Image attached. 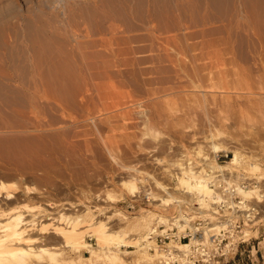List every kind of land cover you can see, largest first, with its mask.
Listing matches in <instances>:
<instances>
[{"label":"rangeland","instance_id":"obj_1","mask_svg":"<svg viewBox=\"0 0 264 264\" xmlns=\"http://www.w3.org/2000/svg\"><path fill=\"white\" fill-rule=\"evenodd\" d=\"M211 83L252 89L259 107L222 111L212 94L238 90ZM35 120L44 130H34ZM0 126L18 129L0 132L4 158L10 144L42 142L66 161L49 171V198L23 200L34 208L68 199L83 203L77 214L95 205L129 219L149 212L158 219L157 205L127 211L131 195L119 180L137 176L140 188L147 172L170 175L182 155L201 150L212 157L197 163L217 171L212 164H228L215 161L216 144L230 158L234 150L250 156L264 171V0H0ZM220 169L242 174L244 190L258 185L263 200L260 171ZM106 194L117 199L104 204ZM246 200L261 211L246 232L264 264V200ZM85 239L97 247L95 237ZM81 255L90 254L82 248Z\"/></svg>","mask_w":264,"mask_h":264},{"label":"bare ground","instance_id":"obj_2","mask_svg":"<svg viewBox=\"0 0 264 264\" xmlns=\"http://www.w3.org/2000/svg\"><path fill=\"white\" fill-rule=\"evenodd\" d=\"M219 79H222V76ZM219 84L215 86L216 84L213 85L211 83V85L217 88H223L225 91L231 88L238 90L235 95L230 91L219 93L218 95L212 94L214 105L219 107L222 111L233 110V112L236 111L241 115L248 109H253V105L259 107V99L257 100L256 94L251 92L252 89L245 90L239 86L236 87L237 84L232 86L231 83L225 84L226 86L223 85V83H221V86H219ZM208 87H210V84ZM41 122L42 121L35 120V131L44 130V125H42ZM30 130L26 128L23 132L25 131L28 133ZM10 131H18V129L14 126H0V132L2 133H9ZM87 134L88 133H85L86 136ZM1 137L3 138V136ZM205 140L208 142L207 138L204 139V141ZM40 144H42L41 147L40 145L33 147L25 144L26 146L22 145V147L18 146L15 148H12L13 146L10 147V144L9 149L7 148L6 150L7 157L5 158L3 157L5 156L3 155L4 153L2 154V151H0L3 157H0V168L6 169V172L8 171L10 174V176H7L8 174L0 175V264H160V259L164 257L163 252L161 253L160 250L155 247V253L150 254L147 249L148 246L155 245L154 242L148 240V233L157 219L152 212L142 217L129 219L120 212L107 211V207L97 208L95 205H88L86 209L82 210V214H77L76 209L82 202L80 203L78 200L74 201L68 199L59 202L49 201L48 203L46 202L47 204H45L46 206L44 207L39 205V208L28 206L26 202H24L26 199L34 198V196L37 199H43L45 196L49 198V196H47L48 194L46 195V193H48L46 190L47 187H44L47 183L46 180L48 178L51 179L49 177V171L57 163L64 161L60 160L57 151L52 148V146L49 147L50 143H46V146L45 144L43 145L42 142H40ZM70 145L71 147H75L73 140L69 142V146ZM62 147L65 146L62 145ZM69 151L66 150L68 153ZM201 151H197L196 154L191 156L182 155V157L193 158L199 163L203 160L198 159L202 158L209 161L208 159H211L212 156H205ZM212 151L217 155V153L221 151V148L216 144L213 146ZM63 154L66 153L64 152ZM215 161L217 162L216 159ZM155 162L157 165L159 164V166H161L164 165L166 161L156 159ZM182 162V160L177 164L172 162V164L180 169L175 190L185 189V191L193 194L204 195L209 197V201L212 188L206 183L203 170L198 171L194 170L193 167H184ZM227 164L228 166H217L212 164V167L219 168L218 170L216 169L217 171H224L220 168L230 169L232 166L242 167L246 172H251V170H254V172L260 171L259 178L257 179H264V171H262L260 163L250 162V156L243 155L237 150L233 151V157L227 161ZM63 166H65V164ZM50 174L52 176V172ZM241 176L242 174H239L238 177H235L237 179H242ZM12 179H17L19 184L12 185ZM35 179L38 181L40 180L41 186L38 188L34 187V185H30V182H33ZM192 179L195 181V183L193 182L194 184L192 183ZM9 180L12 181L10 182ZM138 182L139 178L137 176H131V178L127 180H119V185L127 194L133 195L139 189ZM46 185L48 186L49 184ZM157 186L163 187L159 182H157ZM239 194L245 199L256 200L254 201L256 204L264 200V198L263 200L261 199L263 193L258 185L250 186L248 190H244L241 187L239 189ZM89 195L90 198H93L91 194ZM100 196L101 195L97 194L95 198ZM121 196L122 193L118 197ZM100 199L104 204H109L110 202H114L117 198L114 195L106 194L104 199ZM170 200H173V198H167L164 202L169 203ZM42 201L43 200H41V202ZM44 201L46 200L44 199ZM208 201L204 198L199 199V202L206 206H208ZM97 209L101 212L100 214H96ZM45 219L46 221L48 220V222H45ZM113 222H116V229L111 225ZM216 226L219 228L218 225ZM87 233L89 236L96 238L97 247L86 241L85 235ZM169 246L173 250L175 248L187 250L188 248L186 242H178ZM123 247H131L132 249H123ZM82 248L87 249L90 255H81ZM178 264H191V262L188 259L182 258L179 260Z\"/></svg>","mask_w":264,"mask_h":264},{"label":"built area","instance_id":"obj_3","mask_svg":"<svg viewBox=\"0 0 264 264\" xmlns=\"http://www.w3.org/2000/svg\"><path fill=\"white\" fill-rule=\"evenodd\" d=\"M229 153L218 152L216 160L227 163ZM183 166L194 170L204 169L206 183L212 188L211 198L184 190H175L178 167L170 175L149 171L143 177L138 191L126 202L127 211L149 209L154 205L158 219L148 233V240L163 251L161 264H178L182 258L191 264H258L256 245H250L252 236L247 234L249 225L259 220L260 209L239 194L247 188L246 181L237 179L229 171L214 169L197 164L193 158L183 157ZM157 181L164 187L157 186ZM173 198L169 203L164 201ZM208 201V206L199 202ZM161 219V220H160ZM219 228H217L216 225ZM186 242L187 250L171 249L169 245ZM255 251V253H254ZM247 257L248 261L244 259Z\"/></svg>","mask_w":264,"mask_h":264}]
</instances>
